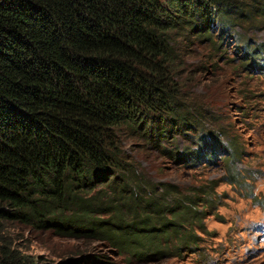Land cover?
I'll list each match as a JSON object with an SVG mask.
<instances>
[{
    "label": "trees",
    "instance_id": "obj_1",
    "mask_svg": "<svg viewBox=\"0 0 264 264\" xmlns=\"http://www.w3.org/2000/svg\"><path fill=\"white\" fill-rule=\"evenodd\" d=\"M215 22L221 34L264 29V0H0V264H34L10 224L144 260L194 245L201 218L176 207L168 222L140 195L121 137L195 132L174 40H212ZM239 43L259 59L264 45ZM201 147L187 163L208 158Z\"/></svg>",
    "mask_w": 264,
    "mask_h": 264
},
{
    "label": "rangeland",
    "instance_id": "obj_2",
    "mask_svg": "<svg viewBox=\"0 0 264 264\" xmlns=\"http://www.w3.org/2000/svg\"><path fill=\"white\" fill-rule=\"evenodd\" d=\"M213 32L212 40L194 32L174 40V80L197 120L195 132L171 124L161 139L129 130L121 137L140 195L163 203L168 222L176 207L201 218L194 245L163 261L144 260L105 241L10 224L14 245L34 264H264V48L255 59L239 43L245 37L264 45V29L221 34L215 22ZM199 144L210 155L187 163L185 152Z\"/></svg>",
    "mask_w": 264,
    "mask_h": 264
}]
</instances>
